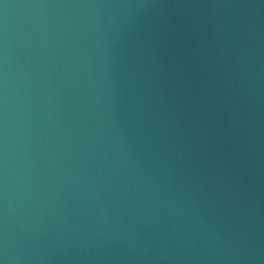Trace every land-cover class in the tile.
Returning a JSON list of instances; mask_svg holds the SVG:
<instances>
[{"label":"water","instance_id":"obj_1","mask_svg":"<svg viewBox=\"0 0 264 264\" xmlns=\"http://www.w3.org/2000/svg\"><path fill=\"white\" fill-rule=\"evenodd\" d=\"M0 264H264V0H0Z\"/></svg>","mask_w":264,"mask_h":264}]
</instances>
